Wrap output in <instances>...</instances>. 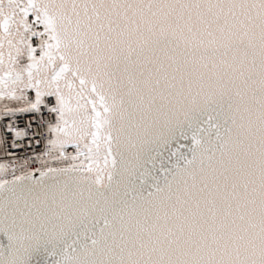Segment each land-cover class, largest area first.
<instances>
[{
	"label": "snow or ice",
	"instance_id": "1",
	"mask_svg": "<svg viewBox=\"0 0 264 264\" xmlns=\"http://www.w3.org/2000/svg\"><path fill=\"white\" fill-rule=\"evenodd\" d=\"M0 264H264V0H0Z\"/></svg>",
	"mask_w": 264,
	"mask_h": 264
}]
</instances>
